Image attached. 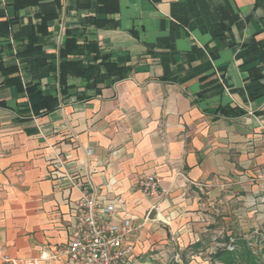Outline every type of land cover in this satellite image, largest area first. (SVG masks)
I'll return each instance as SVG.
<instances>
[{"label": "crops", "instance_id": "0c3cea01", "mask_svg": "<svg viewBox=\"0 0 264 264\" xmlns=\"http://www.w3.org/2000/svg\"><path fill=\"white\" fill-rule=\"evenodd\" d=\"M20 1L0 0V60L23 82L0 70V264L65 244L86 184L138 226L133 264H225L228 240L264 237V0ZM69 33L98 41L93 75L60 68ZM35 84L53 110L30 108Z\"/></svg>", "mask_w": 264, "mask_h": 264}, {"label": "built area", "instance_id": "2783aa9c", "mask_svg": "<svg viewBox=\"0 0 264 264\" xmlns=\"http://www.w3.org/2000/svg\"><path fill=\"white\" fill-rule=\"evenodd\" d=\"M264 187V177H262ZM147 196H159L161 178L145 174L139 180ZM70 221L68 240L51 251H42L39 258L19 260L7 255L3 260L10 264H133L132 235L138 226L132 218H121L116 201L107 198L92 185L81 186V196L67 199ZM160 203L153 205L149 214H159ZM232 249V247H230ZM179 258V255H176Z\"/></svg>", "mask_w": 264, "mask_h": 264}, {"label": "trees", "instance_id": "16d2710c", "mask_svg": "<svg viewBox=\"0 0 264 264\" xmlns=\"http://www.w3.org/2000/svg\"><path fill=\"white\" fill-rule=\"evenodd\" d=\"M40 0H21V5L35 3ZM7 25V22H0V29L2 26ZM44 45L43 39L33 38L29 41L28 46H34L36 48ZM90 55L93 58L90 60ZM100 58V48L98 41L95 39H89L88 37L77 36L75 34H67L64 43L60 46V68L68 66H74L77 72L81 75H85L87 71L91 70L92 75L97 71L99 64L97 60ZM101 63L106 61V57H101ZM50 68L55 69L56 63L50 61ZM0 70L7 75L5 79L6 84H16L18 87L23 88V82L20 75L10 76L12 73L19 70L17 64H5L0 60ZM25 90L29 97V106L34 112H40V110L51 111L57 104V97L51 94L48 90L41 88L38 84L27 85ZM229 243V240L227 241ZM250 241L243 238L234 240L233 249L229 246L219 248L214 253V259L218 262L225 264H264V248L259 254L249 246Z\"/></svg>", "mask_w": 264, "mask_h": 264}, {"label": "rangeland", "instance_id": "374dc122", "mask_svg": "<svg viewBox=\"0 0 264 264\" xmlns=\"http://www.w3.org/2000/svg\"><path fill=\"white\" fill-rule=\"evenodd\" d=\"M263 238H264L263 236L259 235L258 237L254 238L253 242L249 243V246L255 251L256 254H259L261 250L264 248ZM232 244L231 243L223 244L221 245V248L225 246H229V248L232 247L233 249L235 246Z\"/></svg>", "mask_w": 264, "mask_h": 264}]
</instances>
